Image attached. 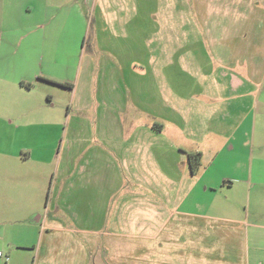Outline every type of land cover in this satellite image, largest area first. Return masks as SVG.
<instances>
[{"label":"rangeland","instance_id":"1","mask_svg":"<svg viewBox=\"0 0 264 264\" xmlns=\"http://www.w3.org/2000/svg\"><path fill=\"white\" fill-rule=\"evenodd\" d=\"M63 5L69 10L73 8L74 12L69 14V10H61L60 20L66 22L59 28L60 33L56 34V30L52 32L54 28H51L44 34L42 44L38 37L40 34L34 39L37 44L35 48L38 46L39 49L35 52L38 59L34 65L27 68V73L32 71L36 74L41 70L44 74H38L32 80H25L26 85L22 86L3 79L4 75H9L8 70L0 71V230L12 229L16 238L23 237L24 240L31 241L34 247L25 253L31 254L35 260L41 227L37 218H45L48 215L47 201L51 199L55 184L59 182L64 146L67 139L72 137L71 124L75 117L82 122L85 119L90 123H99V117L104 115L95 100L91 64H97L106 57L115 65H119L117 51H120L125 60H129L128 63L136 61L133 66L138 67V77L144 74L140 58L142 62L143 59L151 61V56L155 59L156 56L153 55L162 52H159L162 45L165 48L172 45L174 53L179 47V51L173 56V67H169V71L164 74L176 81L177 77L180 79L177 82L179 97L167 98L168 87L173 88L174 83L167 85L164 82L163 88L160 83L162 76L157 74L156 69L148 72L147 87L152 88L157 82L164 92L163 102L157 100V106L154 104L151 108L158 109L160 113L164 111L163 116L155 117L140 108L136 109L131 103H135L136 99L132 98L126 112H115L116 122L115 119L108 121L110 126L116 124V130L109 131L102 125L103 128L98 129L99 131H82L77 135L88 137L89 142H94L93 146H96L99 141L137 137L140 134L137 129L148 125L153 133H163V139L170 142L167 146L172 153L170 162H144L143 166L149 175L147 177L153 179L145 180V188L134 186L132 194L128 188H123L114 198H110V215H114L117 204H126L128 208L132 201L131 218L146 220L150 219V211L146 212L149 216L145 218L143 209L150 210L145 208L149 203L163 202L169 207L177 204L178 200L173 202L174 198L167 194L171 186L164 184L162 189L164 193L167 192L165 195L155 192L156 168L166 172L167 167L175 166L176 172L179 167L178 172L187 171L192 175L188 164L189 153H201L202 166L195 174L196 185L192 194L180 192L179 198L185 199L182 209L202 210L207 200L202 192L205 189L204 182L209 176L218 173L226 177H238L248 170L247 173L254 175L253 182L258 184V191L264 192V23L256 26L258 33L250 35H207L198 32L189 35L187 26L193 22L191 19L180 17L177 20L179 26L176 28L178 35H173L163 32V24L158 26L156 12L160 0H91L89 3L85 0H66ZM194 21L198 26L203 22L202 19ZM97 23L106 28L103 35L105 38L100 37L101 44L98 43L95 32ZM100 46L107 48L102 49ZM41 50L44 56L42 63L39 62ZM226 50L235 53L241 60V64L233 70L235 73L247 75L248 63H252L258 72L254 82L258 90L253 94V111L243 122L235 124L232 135L227 137L224 135L220 116L214 113L219 110L220 100L205 93L203 86L204 83H209L204 80L205 77L219 78L221 73L218 66L223 65L221 52ZM120 73L123 77L121 69ZM135 86L138 88L139 84ZM128 92L132 93L129 88ZM171 101L176 102L177 106L171 107ZM161 103L164 105L163 110L158 106ZM104 108L103 106L102 109ZM106 121L104 119L103 124ZM181 149L187 152L184 163L178 162L173 152ZM86 157L90 158H84ZM250 158H254L255 162L251 164ZM91 167L95 169L94 164ZM119 167H122L121 164ZM96 169L100 174V181L97 186H90L88 189L90 193L98 190L99 200L103 204L107 201L108 170L104 164H100ZM183 194H187L188 199ZM127 195L132 196L130 201ZM241 197L235 189L225 194L219 193L212 199L214 204L221 206V201L227 199L232 203V200ZM90 198L89 202L94 200L92 194ZM247 203L244 198L241 205H238V215L244 214ZM234 217L239 216L234 214ZM155 230L156 227L150 224H137L126 228L127 233L118 230L116 237L115 233H112L117 242L128 244L131 241V250H128L129 247L123 248L115 254L112 264L154 262ZM141 241L149 242L143 243L145 250L138 248ZM100 245L103 249L105 243ZM107 257V252H103L99 260L109 264ZM90 258L91 263H98V259Z\"/></svg>","mask_w":264,"mask_h":264},{"label":"crops","instance_id":"2","mask_svg":"<svg viewBox=\"0 0 264 264\" xmlns=\"http://www.w3.org/2000/svg\"><path fill=\"white\" fill-rule=\"evenodd\" d=\"M64 1L66 0H0V71L8 70L9 75L3 77L7 82L22 85L25 80L44 74L41 70L36 74L32 71L27 73V68L38 59L35 52L39 49L38 46L35 48L34 39L40 34L38 37L42 44L44 34L51 28H54L52 32L56 30V34L60 33L59 28L66 22L60 20L61 10H69L63 5ZM90 1L85 0L86 3ZM69 12L73 13L74 9ZM156 13L158 26L163 24L162 31L168 34L178 35L177 20L182 17L193 22L187 26L189 35L197 32L207 35H250L258 33L256 26L264 23V0H160ZM195 19L203 20L200 26L195 23ZM95 29L98 43L101 44L100 37L105 38L103 35L106 28L97 23ZM170 46L172 47L169 45L165 48L162 45L159 49L162 52L153 55L156 56L155 59L151 56V61L143 59L142 62L140 58L144 74L138 77V67L133 66L136 61L128 63L129 60H125L120 51L116 52L119 65L106 57L97 64H91L95 100L104 115L99 117V123H90L85 119L82 122L75 117L71 124L72 137L67 139L64 146L59 182L55 184L51 199L47 201L48 215L37 218L41 227L35 260L31 254L25 253L34 247L32 242L23 237L16 238L13 230L7 228L0 230V264H105V261L99 260L103 252H107L108 262L112 264L115 254L123 248L129 247L128 250H131V241L128 244L117 242L112 233L116 237L118 230L127 233L126 228L137 224L156 227L155 261L151 264H264V192L258 191V184L253 182L254 175L247 173L248 170L241 173V177H226L219 173L209 176L204 182L205 189L202 190L204 198L207 197L204 207L199 211H191L182 209L185 199L179 197L181 191L192 194L196 185L195 174L190 175L187 171L180 173L179 167L176 172L175 166L167 167L166 172L157 167L155 192L165 195L167 192L164 193L162 189L164 184L171 186L167 194H171L173 202L178 200L177 204L169 207L163 202L149 203L145 208L150 210L143 209L145 218L149 216L146 212L150 211V219L146 220L131 218L132 201L128 208L126 204H117L114 215L109 214L108 201L121 189L128 188L132 194L134 186L145 188V180L153 179L147 177L149 175L143 166L144 162H170L172 153L167 148L170 142L163 139V133H153L148 125L137 129L140 132L137 137L99 141L96 146H93L94 142H89L88 137L77 135L82 131H99L98 129L103 128L102 125L109 131L116 130V124L110 126L108 121L115 119L116 122L115 112H126L132 98L136 99L135 103L131 102L136 109L140 108L155 117L163 116L164 111L160 113L151 106H157V100L163 102L164 92L157 82L152 88H148L146 81H149L148 72L155 68L157 74L162 76L160 83L163 88L164 82L167 85L174 83L173 88L168 87L166 97H179L177 82L180 77L176 81L164 74L169 71V67H173V56L179 51L178 47L174 53V48ZM42 52L43 50L39 56L40 63L44 60ZM221 54L223 65L218 66L221 73L219 78L205 77L204 80L209 83H204L203 86L205 93L220 100L219 110L214 113L220 116L223 132L227 137L232 135L235 124L243 122L253 111V94L258 90L254 82L258 72L252 63H248L247 75L237 74L233 70L241 64V60L229 50L222 51ZM136 84H139L138 88ZM128 88L132 93L128 92ZM158 106L163 110L162 103ZM170 106L174 108L177 104L171 101ZM173 108L171 109L174 110ZM104 119L107 121L103 124ZM173 152L178 162H185L186 151L181 149ZM85 156L90 158H84ZM250 162L254 163L255 159L250 158ZM93 164L95 169L91 167ZM100 164H104L108 170L107 201L103 204L99 200L98 190L90 193L88 189L90 186H97L100 181V174L96 169ZM120 164L122 167H119ZM235 189L242 196L240 199L232 200V203L226 199L221 201V206L214 204L213 196ZM91 194L94 200L89 202ZM187 194H183L186 195L185 198ZM128 197L130 201L132 196ZM244 198L248 203L244 207V214L238 215L237 210ZM234 214L239 217H234ZM102 243H105L103 249L100 248ZM143 243L145 242L141 241L138 246L140 250H145V244L149 242ZM90 257L98 259V263H91Z\"/></svg>","mask_w":264,"mask_h":264},{"label":"trees","instance_id":"3","mask_svg":"<svg viewBox=\"0 0 264 264\" xmlns=\"http://www.w3.org/2000/svg\"><path fill=\"white\" fill-rule=\"evenodd\" d=\"M23 86H25V83H22ZM30 87L31 85H27ZM188 164L190 165L191 172L193 174H196V172L199 170V168L202 165V154L196 153V154H188Z\"/></svg>","mask_w":264,"mask_h":264}]
</instances>
